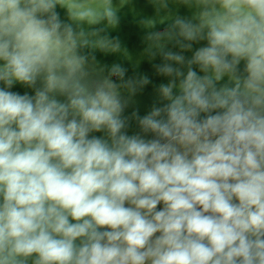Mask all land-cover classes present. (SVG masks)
<instances>
[{
  "label": "clouds",
  "instance_id": "1",
  "mask_svg": "<svg viewBox=\"0 0 264 264\" xmlns=\"http://www.w3.org/2000/svg\"><path fill=\"white\" fill-rule=\"evenodd\" d=\"M201 3L174 26L206 46L129 117L148 79L93 78L82 49L120 44L57 12L115 26L112 0H0V264H264V0Z\"/></svg>",
  "mask_w": 264,
  "mask_h": 264
},
{
  "label": "water",
  "instance_id": "2",
  "mask_svg": "<svg viewBox=\"0 0 264 264\" xmlns=\"http://www.w3.org/2000/svg\"><path fill=\"white\" fill-rule=\"evenodd\" d=\"M100 3L101 0H69L70 5L86 4L94 8ZM112 6L117 10L118 16V23L115 26H108L106 21L93 26L78 25L69 17L66 8L58 6L57 12L61 20L72 24L74 28L82 27L90 41L95 40L97 35H106L120 44V51L115 53L103 52L91 46L83 48L82 52L87 57L88 68L93 78L107 76V69L118 64L126 69L124 80L144 77L148 79L149 82L131 97L124 113L125 116L130 117L134 111H137L143 116L154 105L159 104L158 88L160 85L168 84L171 79L157 71V67L165 63L162 53L181 54L187 60L192 58L197 49L206 46V40L183 41L177 36L178 30L174 26L177 18L195 22L197 14L205 5L201 0H112ZM146 21H153L154 26H147ZM186 43H191L190 49L182 47ZM169 63L179 67L174 62L169 61ZM193 67L199 73L198 66ZM186 70L185 68L184 71ZM199 74L203 75V73ZM112 79L116 83L121 82L117 77ZM14 90L20 93L30 91L18 84ZM123 95L127 97L128 92L124 91ZM128 131L129 134L139 131L135 120L130 121Z\"/></svg>",
  "mask_w": 264,
  "mask_h": 264
}]
</instances>
